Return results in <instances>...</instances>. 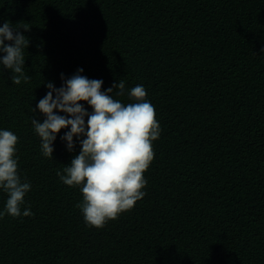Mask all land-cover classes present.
I'll return each instance as SVG.
<instances>
[{
    "label": "trees",
    "instance_id": "obj_1",
    "mask_svg": "<svg viewBox=\"0 0 264 264\" xmlns=\"http://www.w3.org/2000/svg\"><path fill=\"white\" fill-rule=\"evenodd\" d=\"M5 21L29 41L19 84L0 65V128L32 214L0 218V264H264V0H0ZM80 68L123 81L125 104L143 85L161 127L146 195L103 228L57 175L79 143L62 129L45 157L31 123L46 84Z\"/></svg>",
    "mask_w": 264,
    "mask_h": 264
},
{
    "label": "clouds",
    "instance_id": "obj_2",
    "mask_svg": "<svg viewBox=\"0 0 264 264\" xmlns=\"http://www.w3.org/2000/svg\"><path fill=\"white\" fill-rule=\"evenodd\" d=\"M26 44L25 35L9 21L0 26V65L12 71L15 84L23 75ZM82 73L80 68L69 78L61 74L59 88L48 82V91L36 106L44 118L31 123L45 157H53V145L62 129H68L60 139L69 152L79 143V154L57 175L64 185L79 186L83 200L77 207L85 223L103 228L146 195L144 173L154 159L152 145L161 127L143 85L127 92L132 102L125 104L113 96L114 92L125 94L123 81L102 90L103 80L89 79ZM17 144L14 132L0 128V192L6 194L0 218L32 214L30 208H21L32 185L18 172Z\"/></svg>",
    "mask_w": 264,
    "mask_h": 264
}]
</instances>
